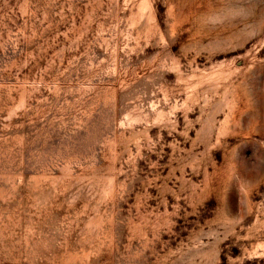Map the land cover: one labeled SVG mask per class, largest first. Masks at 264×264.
Wrapping results in <instances>:
<instances>
[{"label":"rangeland","instance_id":"374dc122","mask_svg":"<svg viewBox=\"0 0 264 264\" xmlns=\"http://www.w3.org/2000/svg\"><path fill=\"white\" fill-rule=\"evenodd\" d=\"M0 264H264V0H0Z\"/></svg>","mask_w":264,"mask_h":264}]
</instances>
